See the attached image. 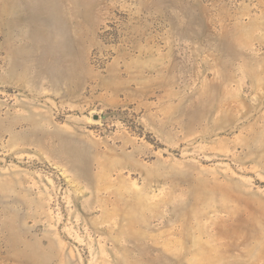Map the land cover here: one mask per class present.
<instances>
[{"label": "rangeland", "instance_id": "1", "mask_svg": "<svg viewBox=\"0 0 264 264\" xmlns=\"http://www.w3.org/2000/svg\"><path fill=\"white\" fill-rule=\"evenodd\" d=\"M0 264H264V0H0Z\"/></svg>", "mask_w": 264, "mask_h": 264}]
</instances>
